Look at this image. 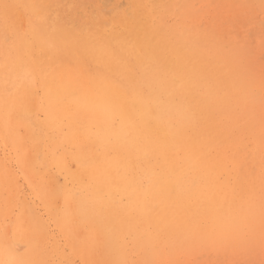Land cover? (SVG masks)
<instances>
[{
    "label": "rangeland",
    "instance_id": "374dc122",
    "mask_svg": "<svg viewBox=\"0 0 264 264\" xmlns=\"http://www.w3.org/2000/svg\"><path fill=\"white\" fill-rule=\"evenodd\" d=\"M109 54L147 86L172 87L181 108L183 147L194 162L175 173L161 155L153 156L128 174L153 189L154 209L126 197L101 198L88 180L68 174L94 136L53 112L51 82L62 76L109 79L117 71L108 68ZM263 55L264 0H0V103L6 109H0V245L17 246V218L25 208L39 235L19 252L23 264H264ZM13 109L21 111L19 118L15 112L17 131ZM25 131L43 188L59 186L56 202L24 173ZM96 152L116 154L101 146ZM72 200L104 240L102 253L62 220Z\"/></svg>",
    "mask_w": 264,
    "mask_h": 264
},
{
    "label": "bare ground",
    "instance_id": "6f19581e",
    "mask_svg": "<svg viewBox=\"0 0 264 264\" xmlns=\"http://www.w3.org/2000/svg\"><path fill=\"white\" fill-rule=\"evenodd\" d=\"M57 22H55V23H57ZM202 22H204V21H202ZM208 23H210V22H208ZM182 24H183V22H182ZM209 25H206V26H209ZM47 27L48 26H46L45 28H47ZM208 29H209V27H208ZM106 30H108V29H106ZM231 32H232V30H231ZM49 34H51V33H49ZM190 34H192V33H190ZM204 36H205V34H204ZM197 38H199V37H196L195 41ZM208 39H210V37ZM227 41H225V42H227ZM180 48H182V45ZM250 50H251V48H250ZM236 51L237 50H235V52ZM241 51L239 53H242ZM245 52L246 51H244L243 54ZM204 53H206V52H204ZM219 53H220V51H219ZM232 53H233V51H232ZM243 54H241V55H243ZM100 55L103 57L104 53H100ZM183 55L184 54H182V56ZM194 55L191 56V59L193 58ZM243 56L246 57L247 55H243ZM205 57H204V59L203 58L202 59L203 60L209 59V58H205ZM213 57H215V56H213ZM201 58H199V59H201ZM241 58H242V56H241ZM115 59H117V60H115ZM199 59H198V61H199ZM231 59H232V57H231ZM120 60L121 59L113 57L110 54L107 56V65H109L108 68L111 67L112 69L117 70V71L109 72V76H111V77L109 79H106L103 81H96L93 78L84 77L85 75H82L83 80H81V78L78 79V78H75L73 76H71L67 80H65L64 79L65 77H63V76L59 79H54L50 85V91L52 92V94H48V95H51L50 108H54L53 112L55 111L57 117L60 116V119H64L65 117H66V119L71 118L72 122H76V121L79 122L82 126H84L86 128L88 133L92 132L91 134H93V136H94L93 140L90 142L91 144H89L91 146L88 145L89 148H84L86 146L83 147L85 154L79 160H77L78 165H76L77 167H76L75 171H73L74 168L71 171V169L69 167L70 171L68 172V174L71 177H74L76 180L77 179L82 180V181L88 180L89 183L94 186V190L96 191L97 195H100L101 198L107 197V199H111L114 202L115 200H119V199H122L123 197H126V199L128 200V203H130V204L137 203V204L141 205L144 209L150 210L149 208H153V207L156 208V206H157V200H156L157 198L155 195H153V193H154L153 189L151 187L147 188L146 186L142 185L143 180L138 175L137 176L131 175L129 177L128 174L130 173V171H133V170L136 171L138 168V164L142 160H148L153 156L157 157V156L161 155L164 158V161L166 162V164L173 166V169H175V173H178L179 171H183L186 168H188L192 164L191 161L194 162V158L192 160V157H187V150L183 147V144L185 141V136H184L185 133H184V130L182 128L181 123L178 122V118H177V117H180L181 108L176 103H174V98L172 97L174 95V91L171 90L172 87H171V89L167 88V87H163V88L159 87L158 89H155L154 87L147 86L142 77L138 76L134 72V70L128 66V64H125V63H123L124 61L121 62ZM207 60H205V61H207ZM211 61H214V60H211ZM232 61H234V60H232ZM199 62H201V61H199ZM225 63H227V62H225ZM246 63H248V62L245 60V64ZM210 64H212V63L210 62ZM232 65H235V61ZM237 65H239V63ZM81 68L83 70L85 69L84 67H81ZM237 68L239 69V67H237ZM231 69L232 68H230L229 70H231ZM247 69H249V68H247ZM187 70H189V68ZM191 70H192V68H191ZM233 70H235V69L233 68ZM186 71H185V73H186ZM197 71H199V70L197 69ZM209 71H212V70H209ZM82 73H83V71H82ZM213 73H215V71ZM238 73H239V71H238ZM244 73H249V71L248 72L244 71ZM252 73H250V75ZM258 73H259V71H258ZM72 74H74V73L72 72ZM227 74L229 75V73H227ZM233 74H234V72H233ZM228 75H227V77H228ZM241 75L242 74H240L239 77H241ZM243 75H246V78H248V76H247L248 74H243ZM253 75L251 77H253ZM55 76H58V74L53 75V77H55ZM256 76H254V77H256ZM258 76H257V78H258ZM184 77H185V75H184ZM262 78H260L261 81H262ZM233 79H235V78H233ZM242 79H244V78H242ZM254 79H256V78H254ZM261 81H259V82H261ZM11 82H12V80H11ZM225 83H226V81H225ZM243 83L246 84V82H243ZM249 83H251V82L249 81ZM169 84H170V82H169ZM245 86H247V85H245ZM252 86H254V85H252ZM9 88H10V86H9ZM257 88H258V86H257ZM224 89H226V88H224ZM251 92H253V90ZM181 93H183V92H181ZM254 93H257V92L254 90ZM176 97H177V95H176ZM243 97H241V98H243ZM47 98H48V96H47ZM258 98L260 100V97H258ZM252 99H253V97H252ZM3 101L0 103V109L2 110L3 113H6V109L4 110ZM247 102H249V101H247ZM47 104H46V107H47ZM232 104H234V103L232 102ZM240 104H241V102H240ZM227 105H229V103ZM247 106H249V104H247ZM262 107H264V106H262ZM24 108H25V110H24V112H25L27 108H26V106ZM255 109H256V107H255ZM263 110H264V108H263ZM252 111H254V110H252ZM15 112L17 113V111L16 110L14 111V109H13V113H15ZM243 112H245V109ZM16 113L14 115L12 113L9 114V116L12 115V117L10 116L11 121H12L11 128H13L14 131L15 130L17 131L16 128H17L18 124H16V123H18L17 120L21 116V111H19L17 113L18 118L16 117ZM26 113H24V114H26ZM248 113H249V110H248ZM255 113H256V111H255ZM262 113L264 114V112H262ZM252 114L256 116V114H254V113H252ZM251 115H250V117H251ZM26 116H27V114H26ZM257 118H262V116L260 115ZM48 119H50V118H48ZM54 119H56V117H54ZM262 119H264V118H262ZM8 121L10 122V120H8ZM50 121H52V120H50ZM67 121H68V119H67ZM257 126L258 125H256V127ZM61 127H62V125L60 126V129H61ZM21 128H23V127H21ZM11 131H12V129H11ZM32 133L30 132V134H32ZM14 134H16V133H14ZM28 137H29L28 133L26 132L21 138L22 142L20 141V145L22 147V150H24L23 170H24V173L26 174V176L28 177V179H30L36 185V187H38L39 189L40 188L42 189L44 187V184L42 183V178H41L42 176H41V174L38 173V171L35 170V164L38 161V158L34 154V151H33L34 149L32 150V149L28 148V141H31V140H29ZM204 139H205V137H204ZM202 140H203V138H202ZM209 141H210V139H209ZM187 143H188V141H187ZM199 143L200 142H198V144ZM254 145H255V143H254ZM100 146L103 149L105 147L107 149H109V148L115 149L116 154L114 156H111L109 153L104 154V155H100L99 153L96 152L97 148ZM197 147H198V145H197ZM200 147H199V149H200ZM191 148L193 150V147H191ZM85 149H87V150H85ZM192 150H190V151H192ZM105 151H107V150H105ZM197 153H198V150H197ZM197 153H195V158L197 157L196 156ZM200 153H201V150H200ZM200 153H198V155H200ZM202 153H203V151H202ZM68 161H70V160H68ZM201 162H203V161H201ZM207 162L208 161L206 160V163ZM206 165L207 164H205L204 166L206 167ZM192 167L193 166H191L190 168H192ZM251 168H253V167H251ZM207 169H205V171ZM211 169H214L212 167V165H211ZM196 170H198V169H196ZM217 170H219V169H217ZM217 170L214 171L216 174H217V172H216ZM207 172H209V171H207ZM189 173H190V171H189ZM211 173H213V172H211ZM235 176H237V175H235ZM76 180H74V181H76ZM20 182H21V180H20ZM165 186H167V185H165ZM206 186H208V185H206ZM19 187H21V186L16 183L15 189L17 190V192H19V190H20ZM45 187L46 188H43V189H44L48 199H51L53 202H56V199L59 197V186H58V184L56 182H52V184H48V186H45ZM173 188H174V186H173ZM260 188H257V189H260ZM118 196H120V197H118ZM254 199H256V197ZM111 200H109V201H111ZM68 203L66 204L67 209L65 211V213H67V216L65 218H63L62 220L67 223V219H68L70 221V227L72 228L74 235L77 236L78 239H79V237L84 238V242L86 244H90V243L94 242L95 246L92 245L94 247V249L96 251H100V253H102L103 252L102 249L104 248V244H105L104 240L102 239L100 234L95 229H92V227L87 223V219H85L84 212H83L82 208L80 207L79 202L72 200V201H69ZM161 208H162V205L159 204L158 210H162ZM24 210H25V208H23L20 211L21 213L19 214V216L17 218V222H18L17 223V229L19 231H21L20 232L21 236L19 237V243L17 244V246H15V248H12L9 245L8 246L7 245H0V264H23L22 261L20 260L21 256H20L19 252L23 251L25 249V247L28 246V244H31V242L33 241V238L39 235L38 233H36V228L33 225L34 221L32 219V215H31L30 211L28 210L26 212ZM156 210L157 209H155V211ZM159 213H161V211H159ZM164 214H166V213H164ZM251 215L252 214H250V216ZM203 224H204V222H203ZM52 226H53V224H52ZM178 261H180V260H178ZM178 264H179V262H178Z\"/></svg>",
    "mask_w": 264,
    "mask_h": 264
}]
</instances>
